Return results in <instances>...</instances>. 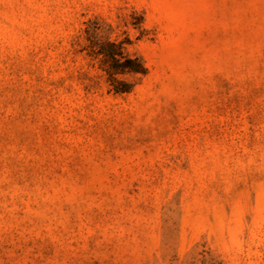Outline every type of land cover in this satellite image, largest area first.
<instances>
[{
	"label": "rangeland",
	"instance_id": "1",
	"mask_svg": "<svg viewBox=\"0 0 264 264\" xmlns=\"http://www.w3.org/2000/svg\"><path fill=\"white\" fill-rule=\"evenodd\" d=\"M0 264H264V0H0Z\"/></svg>",
	"mask_w": 264,
	"mask_h": 264
},
{
	"label": "trees",
	"instance_id": "2",
	"mask_svg": "<svg viewBox=\"0 0 264 264\" xmlns=\"http://www.w3.org/2000/svg\"><path fill=\"white\" fill-rule=\"evenodd\" d=\"M99 53L104 57L105 61H110V71L109 75L112 76V72H132V73H144V68L142 63L137 58H126L119 46L114 43H105ZM123 59L122 63L118 61ZM112 70V72H111ZM121 87H114V93L125 92L126 89L122 84H119Z\"/></svg>",
	"mask_w": 264,
	"mask_h": 264
}]
</instances>
